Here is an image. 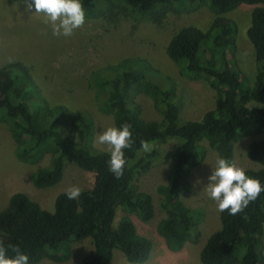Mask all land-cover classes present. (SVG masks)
Segmentation results:
<instances>
[{"label": "trees", "instance_id": "16d2710c", "mask_svg": "<svg viewBox=\"0 0 264 264\" xmlns=\"http://www.w3.org/2000/svg\"><path fill=\"white\" fill-rule=\"evenodd\" d=\"M203 1L215 13L207 30L183 26L165 47L182 75L205 78L216 92L215 106L200 119L179 121L180 103L170 78L163 80L144 58L126 57L90 73L88 83L100 109L113 116L116 127L125 122L132 125L135 143L124 150L127 164L119 179L109 171V152L93 144L92 113L65 103L51 104L22 62L0 66V122L9 124L15 156L28 163L48 159L46 166L34 171L33 184L39 188L56 185L68 162L94 174L92 186L82 188L78 198L69 199L66 191L59 192L53 211L43 209L25 192L11 194L0 211V239L18 245L28 255V264L44 258L66 261L73 242L85 238L92 249L81 262L72 264H108L115 249L130 263L145 262L153 246L151 239L137 233L128 215L118 224L114 220L118 208L142 222L153 218L152 195L140 190L133 180L159 157L161 144L171 139L177 143L167 180L156 187L165 212L156 230L174 251L199 240L204 212L188 206L182 194L191 190L190 171L206 156L202 142L206 141L218 158L234 162L236 141L264 133V7L257 5H264V0H81L86 18L118 10L156 22L168 11L192 10ZM241 3L256 5L247 37L257 66L254 83L247 87L242 86L230 58L235 49V23L227 13ZM139 92L153 100L162 112L161 120L143 118L135 98ZM141 140L155 145L152 152L142 151ZM245 154L258 165L245 168L246 173L264 185V138L249 142ZM219 221L220 227L200 250L202 264H264V192L235 216L219 212Z\"/></svg>", "mask_w": 264, "mask_h": 264}, {"label": "rangeland", "instance_id": "374dc122", "mask_svg": "<svg viewBox=\"0 0 264 264\" xmlns=\"http://www.w3.org/2000/svg\"><path fill=\"white\" fill-rule=\"evenodd\" d=\"M28 3H33L31 11H26ZM263 6L262 4H257ZM256 5L241 3L227 13L235 23V49L230 58L237 69L243 87L254 83L256 72L255 51L247 37L251 11ZM214 11L207 1L192 10L168 11L161 21L136 17L122 11L100 14L86 18L85 24L70 37L54 36L50 24L45 23L43 13H35L33 0H0V66L18 60L25 64L39 85L43 95L51 104L65 103L74 109L86 110L95 119L93 144L107 150L97 140L99 134L110 126H115L113 116L100 109L95 91L89 86L90 73L123 58L139 56L157 69L161 78H170L180 103V120H198L216 103V92L208 86L205 78H189L180 73L179 67L166 54L168 39L179 28L195 25L207 30ZM210 56L209 51H207ZM169 86V85H168ZM167 86V87H168ZM142 108L144 119L159 121L162 112L153 100L139 92L135 96ZM116 127V126H115ZM264 133L248 135L234 144V162L237 166L255 168L258 165L247 158L246 146L252 140L263 139ZM177 140L171 139L161 144L159 157L148 168L141 169L134 176V184L150 193L155 204V213L148 222L140 221L136 215L117 209L114 223L124 216L133 222L137 233L151 239L153 246L149 258L138 264H202L199 253L208 236L220 227L217 204L207 191L206 184L218 155L206 141V156L194 167L188 180L191 190L182 194L185 203L193 208H201L204 217L199 228L201 235L195 243H186L178 250H170L164 239L157 233V224L165 216L160 207V194L156 187L165 183L170 170ZM48 164L45 158L38 163H28L15 156V141L9 124L0 122V211L7 205L12 193H27L46 210H54L55 196L67 191L70 186L91 187L94 174L68 162L61 180L54 186L39 188L33 184V173ZM264 243V235H263ZM92 249L88 238L73 242L68 260L55 262L44 258L36 264H72L81 262ZM108 264H136L126 260L124 254L115 249Z\"/></svg>", "mask_w": 264, "mask_h": 264}, {"label": "clouds", "instance_id": "9594fccd", "mask_svg": "<svg viewBox=\"0 0 264 264\" xmlns=\"http://www.w3.org/2000/svg\"><path fill=\"white\" fill-rule=\"evenodd\" d=\"M35 13H43L45 23L50 24L54 36L70 37L86 21V11L81 0H33ZM33 3H28L26 11H31ZM11 62V61H9ZM97 142L106 146L110 154L109 171L119 179L127 164L125 149H131L135 143L132 125L125 122L120 127L110 126L98 136ZM142 151L152 152L155 145L147 140L140 141ZM206 184L209 197L217 204L220 212L237 215L244 211L250 202L255 201L264 192V185L258 178L249 176L246 169L237 166L226 157H219ZM79 186H70L66 195L76 199L81 195ZM29 257L18 245L5 244L0 239V264H28Z\"/></svg>", "mask_w": 264, "mask_h": 264}]
</instances>
